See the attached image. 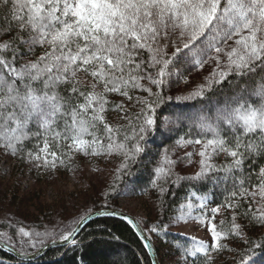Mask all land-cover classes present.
<instances>
[{
    "label": "snow or ice",
    "instance_id": "obj_1",
    "mask_svg": "<svg viewBox=\"0 0 264 264\" xmlns=\"http://www.w3.org/2000/svg\"><path fill=\"white\" fill-rule=\"evenodd\" d=\"M0 30L11 34L0 40V146L5 150L22 152L26 141L36 139L37 150H29L28 157L52 168L74 152L93 157L116 154L121 157L116 172L130 174L150 134L161 128L171 131L170 124L187 120L198 129L199 138L186 134L175 147L198 145V151L185 152L183 158L191 163L198 155L199 169L180 175L175 169L181 158L173 159L175 147H165L152 170L151 187L163 196L164 185L196 184L219 171L232 174L234 181L225 203L212 208L206 193L189 189L175 220L204 222L211 244L192 237V245L183 249L184 258L204 254L211 260L209 253L220 250L222 240L244 236L235 213L227 228L225 221L219 226L212 222L221 207L237 209L241 201L251 200L245 215L264 224V165L255 180L252 171L237 175L246 161L264 159V0H0ZM37 48L42 49L39 56ZM29 55L35 58L25 59ZM210 61L215 68L205 83L175 99L204 97L212 85L233 75L243 82L236 93L212 114H178L175 120L158 121L157 109L173 99L165 97V86L173 75L181 76L177 65L203 68ZM81 72L92 78L90 86L81 85ZM137 91L144 95L133 96ZM110 94L133 101L139 111L129 114L123 103L109 101ZM109 110L121 113L126 123H109ZM220 154L230 162L214 164ZM194 209L199 210L196 215ZM90 214L85 212L77 226ZM166 228L154 225L149 231ZM76 231L72 228L60 239L68 240ZM18 234L21 246L27 237L33 248L34 238L41 237L23 227ZM142 239L145 248L151 247L146 237ZM38 242L43 246V239ZM245 243L251 241L245 238ZM238 264L255 261L241 250Z\"/></svg>",
    "mask_w": 264,
    "mask_h": 264
},
{
    "label": "rangeland",
    "instance_id": "obj_2",
    "mask_svg": "<svg viewBox=\"0 0 264 264\" xmlns=\"http://www.w3.org/2000/svg\"><path fill=\"white\" fill-rule=\"evenodd\" d=\"M177 67L181 76L173 75L169 83V93L173 99L177 96H185L198 85L205 83V78L215 68V62L210 61L203 68L191 65H177ZM78 79L89 86L92 83V78L82 72L78 74ZM132 94L133 96L144 95V93L139 91ZM108 98L117 104L123 103L128 108L139 109L138 106H133V101H128L125 97L118 94H110ZM203 99L201 97L194 100L180 101ZM225 100L222 101L225 102ZM216 105V108L220 106L218 102ZM211 108L213 109L210 111V107H205V113H214L216 108ZM112 118L114 120L118 119L116 111L112 114ZM172 120H175V116H173ZM182 122L187 127H190L187 120ZM176 125V123L170 124L169 128ZM174 130L168 131L169 135L164 140L160 141L159 139L157 146L153 149V157L152 159L151 156L149 157L148 163L150 171L153 170L159 159L158 153L165 147L170 149L175 147L176 140L183 136ZM147 148L148 146L145 147V150H148ZM198 150V145L175 147L173 159L181 158L176 165L175 171L183 176H189L196 172L199 169V156L193 155L191 163L183 157L185 152L195 153ZM219 156L214 158V164H216ZM114 158L115 156H85L83 153L74 152L71 154V159L65 157L63 164L57 163L56 167L52 168L45 166L40 160L30 158L19 160L16 154H12L0 146V221L5 223L10 230L18 233L20 227L28 231L32 226L42 229L57 228L52 223V220H58L62 216L72 217L75 214H81L99 202L105 189L111 186L115 177L118 162ZM158 194V191L151 187L150 181L141 185V187L136 186L135 182L131 181L112 202L117 206L115 210L132 215L139 221H146V231L149 233L147 234L157 251L160 264H238L239 260H237V257L239 256L241 245L245 243L244 238L250 239V241L255 238L257 240L260 238L264 239V224L253 221L251 218H246L245 212L251 200L248 202L243 201V205L241 204L244 213L235 212L228 207H221L212 222L219 226L221 221H225L224 227L227 228L230 226L232 216L235 213V222L241 225L244 236L229 235L222 240L224 246L220 250L209 253L211 260L204 254H199L200 259L194 263L191 258H184L183 249L192 245V237L211 244V236L206 224L194 219L176 221L175 217L178 215L179 205L174 211L169 212L168 215H163V217L160 216V219L157 220H162V218L166 220L165 225H167V228L161 232H170L176 235L178 237L176 240L168 237L169 240L161 237L160 233L150 232L149 229L158 218L156 208L158 204L156 200L159 198ZM257 201H259V197H257ZM184 202H186V199L181 203ZM192 202L194 204L198 203L195 199ZM208 207L216 206L208 203ZM255 207L256 205L253 204V209ZM38 210H41L42 213L39 214ZM198 211V209H194L193 215H196ZM208 215L211 216V213L209 212ZM248 215L250 216V214ZM38 228L37 230L39 231ZM20 236H18V242L22 239ZM23 240L24 245H29L28 239L23 238ZM231 250L232 252H230ZM252 260L255 261V264H264V255L255 257Z\"/></svg>",
    "mask_w": 264,
    "mask_h": 264
},
{
    "label": "trees",
    "instance_id": "obj_3",
    "mask_svg": "<svg viewBox=\"0 0 264 264\" xmlns=\"http://www.w3.org/2000/svg\"><path fill=\"white\" fill-rule=\"evenodd\" d=\"M11 35V34H9ZM9 35H3L2 30H0V40H7ZM42 52V49L37 48L35 56H39ZM35 56H26L25 59H34ZM83 73V72H82ZM86 74V73H84ZM80 80V79H79ZM81 85L89 86L84 84L80 80ZM242 81L236 76H230L228 79L224 80L221 83L212 85L209 89L203 100L195 101H178L175 99L165 100V103L157 109V118L158 121H163L165 117L173 118L176 117L177 113L182 115H187L189 117H195L197 114L205 113V107L209 108L210 111L216 108V103L222 105L224 102L222 100L227 99L233 96L237 91V86L242 85ZM170 84L166 85L164 88L165 97L171 96ZM155 90V89H154ZM63 92V88L61 89ZM225 97V98H224ZM109 99V98H108ZM112 104H117L116 102L109 99ZM129 114H134L139 111V109L128 108ZM114 111L109 110L107 112V119L109 123H126L124 120L120 119L121 113H118V119L114 120L112 118ZM175 129L178 134L186 136V134L191 133L190 136L186 138H195L198 139L197 135L198 129L193 127H187L184 122H180L178 126L172 127ZM163 132V135H161ZM168 131H165L161 128L160 131L150 134L146 141H144V147L148 146V150H145L140 157L137 158L136 163H134L129 172L130 174L120 175L116 172L115 177L112 180L111 186H108L103 194V197L99 200L97 204H94L92 208L87 209L83 213L71 215L72 217H60L55 220H52V223L56 225L57 228H38L32 226L29 228L30 232L41 233V237L34 238L36 242V247H30L29 245L21 246V243L18 242V232L12 231L6 226L5 223L0 221V240L9 244L12 248L17 250L22 254L31 255L34 254L42 245L38 242L40 239L44 240V244L51 241L62 240L60 237L65 235L72 228H75L76 221L84 216L85 212H93L101 209H117V206L113 204V200L117 197L131 182L134 181L136 186L144 185L149 182L152 176V171L148 167V163L153 157V149L157 146V143L160 139L164 140L168 136ZM37 140L29 139L25 142L24 150L22 152L18 151L16 156L19 160H25L28 157L27 153L29 150L36 151ZM42 147V144L40 145ZM55 150V149H54ZM115 160L118 162L117 168L120 165L121 157L113 154ZM229 157H226L224 154H220L219 159L216 161V165L221 166L230 162ZM147 162V163H146ZM251 165V168H249ZM264 165V159L257 158L256 163H253L252 160H248L245 163L244 170L242 173H237V175H246L249 171L253 172V180H255V173L259 171V167ZM227 176V179L225 177ZM234 177L232 174L225 173L224 171H219L210 175L209 179L199 182L196 184L190 185L188 182H181L180 184H167L164 185L167 191L161 196L158 191L159 198L156 200L158 202L157 208V219L154 225H158L163 228L166 224V220L160 216L168 215L169 212L174 211L178 206L183 202L187 196L190 188H194L198 194L206 193L209 197V204L214 206L223 205L225 203V197L227 195L226 190H231L233 185ZM245 187H249V184H245ZM243 205V201H241ZM240 208L232 209L235 212L244 213L243 206ZM222 208H227L222 207ZM39 214L42 213L41 210L37 211ZM246 218H250L249 215H246ZM139 221V220H138ZM139 223L146 231L147 223L144 220H140ZM153 225V226H154ZM39 229V231L37 230ZM8 233V234H7ZM146 233H148L146 231ZM161 237L172 238L176 240L178 237L170 232H159ZM149 234V233H148ZM11 237L9 240L8 238ZM21 237V236H20ZM22 238V237H21ZM25 239H28L24 237ZM170 240V239H169ZM179 240V239H178ZM250 240V239H249ZM245 241V238H244ZM264 243V239L257 238L252 239L251 243H244L241 245V250L248 252V255L251 258L260 257L264 255V247H254L255 245H260ZM187 244V243H186ZM191 245L187 246L190 247ZM254 251H249L253 249ZM232 252V250L230 251ZM234 252V250H233ZM192 261L197 262L200 259L199 254L196 257H189ZM239 260V256L237 257ZM0 264H152L150 256L144 247V243L139 237L134 233V231L122 220L112 217H100L89 221L80 231L76 243L70 247H54L43 253V255L31 262H22L17 258L11 256L7 252L0 249ZM196 264V263H195Z\"/></svg>",
    "mask_w": 264,
    "mask_h": 264
},
{
    "label": "water",
    "instance_id": "obj_4",
    "mask_svg": "<svg viewBox=\"0 0 264 264\" xmlns=\"http://www.w3.org/2000/svg\"><path fill=\"white\" fill-rule=\"evenodd\" d=\"M101 211H104L105 213H108V214L101 215L100 214ZM100 217H112V218H117V219L124 221L134 231V233L137 235V237H139L141 239V241L143 243H145V240L142 239V236L146 237L147 242L151 245V247L146 248V250L150 256L152 264H160L157 251H156L152 241L150 240V238L148 237V235L144 231L143 227L139 223V221L132 215H129V214L124 213V212L119 211V210H112V209H102V210H97V211L91 212V214L88 215L79 224V226H77V225L75 226V228H77V231L68 240H59V241L48 242L45 245H43L41 248H39L34 254H31V255L22 254L1 240H0V249L7 252L11 256L17 258L18 260L23 261V262L35 261V260L39 259L43 255V253H45L46 251H48L51 248H54V247H66V248H68L71 245H73L72 240L74 239L76 241L81 229L89 221L96 219V218H100ZM125 217H128V219H125ZM129 220H131L132 222L130 223Z\"/></svg>",
    "mask_w": 264,
    "mask_h": 264
}]
</instances>
